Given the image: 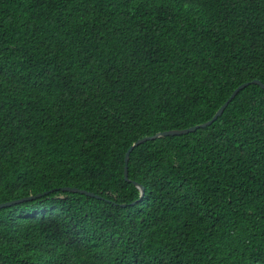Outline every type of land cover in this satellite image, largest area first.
I'll use <instances>...</instances> for the list:
<instances>
[{"label":"trees","instance_id":"obj_1","mask_svg":"<svg viewBox=\"0 0 264 264\" xmlns=\"http://www.w3.org/2000/svg\"><path fill=\"white\" fill-rule=\"evenodd\" d=\"M252 80L264 0H0V264H264L258 85L123 177Z\"/></svg>","mask_w":264,"mask_h":264},{"label":"water","instance_id":"obj_2","mask_svg":"<svg viewBox=\"0 0 264 264\" xmlns=\"http://www.w3.org/2000/svg\"><path fill=\"white\" fill-rule=\"evenodd\" d=\"M249 84H256V85H258L259 87H261L264 90V84H262L258 80H252L251 82L243 83V84L239 85L238 87H236L232 91V93L229 95V97L216 110L214 115L208 121H206L204 123H201V124H198V125H194V126L188 127V128L180 129V130L163 131V132H160V133H156V134H154L152 136L142 137V138L138 139L137 141H135L130 147H128L127 151L125 152V157H124L123 177H124L125 181L132 183L139 190V192H140L139 193V199L137 201H139L140 198L142 197V195L144 193V188L139 183L130 180L128 178V175H127L128 174L127 173V163H128V159H129V154L132 151V149L134 147L138 146L139 144H142V143H144L146 141L154 140L156 138L165 137V136L183 135V134H187L189 132H193V131H195L198 128H204V127L210 125L213 121H215L222 114V112L224 111L226 106L236 96V94L240 90H242L244 87L249 85ZM60 190L63 191V192L80 193V194H83V195H86V196H89V197H94V198H97V199H101L100 196H98V195H96V194H94L92 192H88V191L81 190V189H78V188L63 187V188H60ZM45 193H47V192H45ZM40 196H41V194L29 195L27 197H23V198H19V199H16V200L0 203V208L8 207V206L20 203V202H24V201H28V200H31V199H35V198H38ZM137 201H134L131 204H134ZM122 206H124V205H122Z\"/></svg>","mask_w":264,"mask_h":264}]
</instances>
